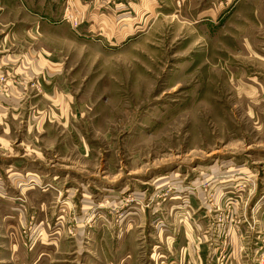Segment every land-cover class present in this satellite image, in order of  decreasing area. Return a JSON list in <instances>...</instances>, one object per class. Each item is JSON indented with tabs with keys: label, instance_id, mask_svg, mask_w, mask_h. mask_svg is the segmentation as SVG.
Wrapping results in <instances>:
<instances>
[{
	"label": "rangeland",
	"instance_id": "374dc122",
	"mask_svg": "<svg viewBox=\"0 0 264 264\" xmlns=\"http://www.w3.org/2000/svg\"><path fill=\"white\" fill-rule=\"evenodd\" d=\"M56 1L47 17L48 0H0V90L60 60L87 136L58 151L82 174L54 207L65 220L25 240L37 249L18 264H264L251 208L264 201V0L221 16L164 0L165 13L119 20L107 7L128 0Z\"/></svg>",
	"mask_w": 264,
	"mask_h": 264
},
{
	"label": "crops",
	"instance_id": "0c3cea01",
	"mask_svg": "<svg viewBox=\"0 0 264 264\" xmlns=\"http://www.w3.org/2000/svg\"><path fill=\"white\" fill-rule=\"evenodd\" d=\"M211 1L214 3V0H206L207 4L197 13L212 12L220 14L219 16L223 13H231V1L223 0L216 8H210ZM54 2L57 1L48 0L47 17L57 15L53 13ZM118 2L115 3V7L114 3L107 7L108 15L115 20L131 19L129 17H133V13H165L166 10L164 0H128L129 5ZM98 7L100 8L99 5ZM99 10L94 11L93 17L98 16L95 13H99ZM38 30L39 26L32 27L31 32L35 33ZM3 60L4 65L15 64L8 57L6 59L4 57ZM14 60L17 65L18 57ZM63 66L64 63L60 60L46 58L33 66L36 67V72L33 70L32 74L24 76L15 73L14 78L24 85L8 83L0 90L1 101L5 103L0 106V128L3 130L0 145L7 148L4 154L0 155V264H14V262L18 264L24 261L29 253H33L37 248L29 251L25 246V240L39 242L44 239L46 228L52 224H61L65 217L56 218V214L59 213L54 209L59 196L63 195V192H72V187H77L75 191L82 187L70 178H75L71 176L72 173L81 177V172H68L64 169L65 165L61 163L70 156L58 152L67 146L70 135L78 141L79 147L86 145L87 142V136L82 132L81 126L78 125L79 128H76L72 123L73 96L68 93L64 85L66 77ZM30 82L31 85L28 84ZM53 118L57 121L54 122ZM65 131L66 135H64ZM19 138H22L20 147L13 148ZM48 147L53 153H49ZM54 148L59 154H55ZM78 155L82 157L81 154ZM45 179L49 182L44 184ZM58 180L60 181L57 182ZM251 208L254 213L257 212V227L259 223L262 224L258 229L260 233L264 227L263 198L252 203ZM32 225V232H37L39 238H34L37 236L34 233L32 238L24 236ZM230 235L235 241V237L239 235L237 228L231 229ZM260 252L263 253L262 250ZM39 256L44 255L41 253Z\"/></svg>",
	"mask_w": 264,
	"mask_h": 264
},
{
	"label": "built area",
	"instance_id": "2783aa9c",
	"mask_svg": "<svg viewBox=\"0 0 264 264\" xmlns=\"http://www.w3.org/2000/svg\"><path fill=\"white\" fill-rule=\"evenodd\" d=\"M31 230H32V229L29 228L27 232H31ZM27 232H25V235H27Z\"/></svg>",
	"mask_w": 264,
	"mask_h": 264
}]
</instances>
